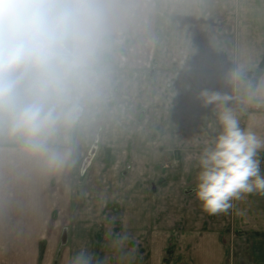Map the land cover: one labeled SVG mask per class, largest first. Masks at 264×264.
Returning a JSON list of instances; mask_svg holds the SVG:
<instances>
[{
    "label": "crops",
    "instance_id": "1",
    "mask_svg": "<svg viewBox=\"0 0 264 264\" xmlns=\"http://www.w3.org/2000/svg\"><path fill=\"white\" fill-rule=\"evenodd\" d=\"M226 1L101 0L104 32L95 78L81 102L77 121L65 129L62 139L57 135L54 146L70 147L71 161H83L87 152L77 150L78 144L82 149L84 143L76 136L85 128H105L101 143L109 151L127 144L121 148L130 165L128 177L113 191L120 214L118 229L102 238L100 227H90L97 224V217L82 216V212L69 219L57 216L58 207L71 211L70 189H64L59 197L56 184L32 182L33 161L37 160L18 143L0 138V177H22L21 184H0V264H70L85 248L100 264H264V195H245L233 200L227 213L216 215L205 212L195 196L199 155L205 142L221 131L220 111L224 107L233 110V91L231 84L227 99L205 107L199 104V91L190 83L203 81V90H209L216 81H233L234 74L239 78L241 73L257 69L263 54L253 58L239 55L232 64L227 57H220L218 63L224 69L217 68L218 57L214 55L219 54L217 46L222 43L217 40L220 24L216 21L217 16L227 13ZM226 26L223 31L227 32ZM247 50L245 44L239 52ZM173 51L184 53L191 65V70L171 75V79L189 83L181 96L187 105L136 107V97L150 91V65L162 67ZM223 51L227 55V48ZM259 80L252 98L255 101L264 100V90L258 91L264 84V71ZM224 90L213 92L224 97ZM244 114L242 128L250 127L264 138V105L248 107ZM97 138L94 136L92 142ZM139 143L144 144V150L131 146ZM142 156L151 159L150 169L136 165L135 160ZM112 159L111 154L105 158ZM156 159L174 160L177 166L167 168L162 163V167L152 169ZM258 159L264 174V150ZM24 168L32 171V183L30 174L24 179ZM71 168V163L65 168L70 178ZM41 169L39 165L40 176H60V172ZM155 174L160 176L158 180ZM59 198L63 203L57 204ZM63 220L67 227H57V221Z\"/></svg>",
    "mask_w": 264,
    "mask_h": 264
},
{
    "label": "clouds",
    "instance_id": "2",
    "mask_svg": "<svg viewBox=\"0 0 264 264\" xmlns=\"http://www.w3.org/2000/svg\"><path fill=\"white\" fill-rule=\"evenodd\" d=\"M104 16L101 0H0V138L18 143L49 172L71 163V148H57L55 140L77 121L92 87ZM197 99L206 107L227 98L204 89ZM218 120L221 131L199 155L195 187L209 215L227 213L245 195H264V138L242 128L230 108ZM70 264L100 262L85 248Z\"/></svg>",
    "mask_w": 264,
    "mask_h": 264
},
{
    "label": "rangeland",
    "instance_id": "3",
    "mask_svg": "<svg viewBox=\"0 0 264 264\" xmlns=\"http://www.w3.org/2000/svg\"><path fill=\"white\" fill-rule=\"evenodd\" d=\"M227 13L222 16H217L216 24H220V27L217 34V40H221V48L219 54L217 53L214 57L217 58V68L224 69V65L220 62L218 63L220 57H227L228 61L236 59L239 55L246 58H253L259 54H262L264 57V0H227L226 1ZM227 24V32L223 29ZM226 35V37H224ZM244 36V37H243ZM244 39V40H243ZM227 41V44L226 41ZM224 43V44H223ZM247 44L248 50L246 52H239L240 46ZM227 48V55L222 54V50ZM203 51V49H200ZM217 51H219L217 49ZM262 52V53H261ZM185 54L179 51H173L172 54H169V57L166 60V63L161 65L151 64L152 74H150V84L151 88L147 95L140 94L136 97V107H181L187 105L181 101V96L185 93V88L189 83L182 81L180 79L175 80L171 79V75L174 72H185L191 70V65L188 63L187 59L185 60ZM177 57V58H176ZM149 66V67H150ZM206 81V80H205ZM204 81V82H205ZM203 81L193 80L190 84L193 85V90L195 92H200L203 90ZM228 82V83H227ZM260 80L258 79V83ZM255 80H252L244 74H240L239 78H236L233 81H216V86L209 88L210 91L224 90V97H227L226 90L228 87H231L232 84V105L233 111L241 121L242 115L248 109V107H256L257 101L254 100L253 94V84ZM263 84V83H262ZM189 87V86H188ZM140 90L143 89L142 86H138ZM191 88V85H190ZM217 93V92H216ZM254 100V101H253ZM261 100V99H260ZM179 101L181 103H179ZM262 101V106L264 105V100ZM180 104V105H179ZM199 104H202L199 102ZM261 106V107H262ZM142 122V120H141ZM91 130V133L89 132ZM65 129L61 130L58 135H61L59 138L62 139ZM105 128H85L83 133L80 135L77 134V139L83 140V148L78 144V151H86L87 157L85 159L73 160L71 161V171L72 176L67 177V169H64L60 172V176H55L54 174H48L46 176H40L38 167L44 170V167L40 162L33 161L35 169L33 170L34 175L32 177V182L36 180L38 183L51 184L56 188L59 197H63V190L70 189L71 199H72V208L71 213L68 212L64 207H58L57 216L61 217L74 218L75 216H94L97 217V224L90 226L91 228L100 227L99 235L102 231L105 236L106 233H112L115 230L117 231L119 223V213L117 208V203L115 202L114 192L118 184L124 183L128 177V169L125 158H123V150L121 147L127 146V144L117 145L114 152L107 150L105 144L101 143V137L105 134ZM98 136L96 141L92 142V138ZM85 138H87L85 140ZM72 145H75L73 143ZM62 146V144H60ZM132 147H140L141 150H144V144L139 143V145H131ZM94 147V149H93ZM109 151V152H107ZM144 152V151H143ZM94 153V154H93ZM114 153V154H113ZM112 155V160H105L107 155ZM79 155V154H78ZM90 157V158H89ZM87 159V160H86ZM151 159L149 157H140L135 160L136 165H140L142 169L151 168ZM26 162V161H24ZM167 168H176V162L174 160H159L152 164V169L162 167ZM26 165V164H25ZM131 168V167H130ZM82 169V170H81ZM24 179L25 175L30 174L32 171H27L24 168ZM36 170V172H35ZM13 171H16V168H13ZM39 175V176H38ZM29 175L28 179L30 180ZM174 176V175H172ZM159 175L155 174L154 179L158 180ZM31 182V180L29 181ZM31 182V183H32ZM22 177L19 175H12L6 178L5 176L0 177V184H21ZM25 183H28L25 182ZM58 183V185H57ZM71 183V184H70ZM53 187H51L52 189ZM54 189V188H53ZM60 189V191H59ZM94 190V191H93ZM50 194V193H49ZM52 196V194H51ZM57 199L58 203H63V198ZM27 203L24 201V205ZM102 205V208H100ZM97 206V207H95ZM95 209H98V212H95ZM70 213V214H69ZM98 218L101 219V222L98 223ZM66 222V219H65ZM64 220L62 222L57 221V227L66 226ZM67 227V226H66ZM64 229V228H63ZM104 233V234H103ZM98 237V235H97ZM63 240V239H62ZM67 243V242H66ZM169 258V256H167Z\"/></svg>",
    "mask_w": 264,
    "mask_h": 264
},
{
    "label": "trees",
    "instance_id": "4",
    "mask_svg": "<svg viewBox=\"0 0 264 264\" xmlns=\"http://www.w3.org/2000/svg\"><path fill=\"white\" fill-rule=\"evenodd\" d=\"M264 71V57L262 58V60L260 61L259 66L257 67V69L250 71L248 73H245L244 75L248 76L249 78H251L252 80H255V83L253 84V89L255 90V88L257 87L258 84V79L260 78V76L262 75ZM254 92V91H253ZM245 117V114L242 115L241 117V121H240V125L241 127L243 126V118Z\"/></svg>",
    "mask_w": 264,
    "mask_h": 264
},
{
    "label": "built area",
    "instance_id": "5",
    "mask_svg": "<svg viewBox=\"0 0 264 264\" xmlns=\"http://www.w3.org/2000/svg\"><path fill=\"white\" fill-rule=\"evenodd\" d=\"M262 104H263L262 101H261V100H258V101H257V106H256V107H257V108H261ZM261 166H262V163H260V168H261Z\"/></svg>",
    "mask_w": 264,
    "mask_h": 264
}]
</instances>
